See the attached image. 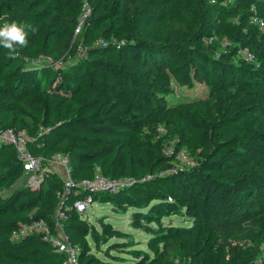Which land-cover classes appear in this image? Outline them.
I'll return each mask as SVG.
<instances>
[{"label":"trees","instance_id":"1","mask_svg":"<svg viewBox=\"0 0 264 264\" xmlns=\"http://www.w3.org/2000/svg\"><path fill=\"white\" fill-rule=\"evenodd\" d=\"M225 1L185 0L172 4L170 9L175 14H198V27L191 33L155 39L141 37L136 31L141 0H107L124 41L89 49L92 58L77 75L85 89L80 105L61 113L65 99L40 94L36 101L41 113L38 125L52 132L64 129L71 136L62 147L38 136L29 148L43 157L55 152L67 154L76 181L92 177L96 167L107 177L125 176L133 183L152 175L172 180L178 200L187 206L173 199L165 201V210L186 209L201 229L214 231L229 251L227 256L209 263L199 261L189 248L187 256L192 264H264V259L257 262L264 243V32L250 22L253 14L264 20V0H233L234 6L241 7L238 24L230 43L215 54L222 38L217 17L229 9ZM81 5L82 0H24L8 19L36 29L35 33L25 29L28 43L22 48L54 57L60 51L57 37L65 32V21L76 25ZM6 7L0 2V14ZM203 37L211 38L210 42ZM243 48L253 53L252 61L239 54ZM168 76L187 88L197 83L212 87L214 108L201 120H194L188 111L185 122L189 131L185 133L166 122ZM22 77L19 80L25 85L19 87V93L25 88L31 94L42 93L39 76L28 71ZM0 92L12 97L3 86ZM0 124L24 128L1 120ZM162 124L164 132L160 131ZM39 141L35 150L33 145ZM167 148L171 149L169 154L165 153ZM182 148L193 153L201 150L202 154L197 153L198 163L192 167L172 170L178 161L175 155ZM5 150L24 177L0 201V262L47 264L34 257L11 255L39 250L45 260H51L50 264H60L63 255L39 235L11 241L9 233L19 222L29 219L28 213L50 219L58 203L56 192L61 181L50 175L39 188L29 185L15 149L1 144L0 152ZM106 194L113 193L102 192L94 198L109 202L111 198ZM79 216L71 211L65 230L71 242L80 247L78 261L83 264L86 248L76 239H83L87 229L79 224ZM159 242L163 244L164 263L174 264L177 243L166 238Z\"/></svg>","mask_w":264,"mask_h":264},{"label":"rangeland","instance_id":"2","mask_svg":"<svg viewBox=\"0 0 264 264\" xmlns=\"http://www.w3.org/2000/svg\"><path fill=\"white\" fill-rule=\"evenodd\" d=\"M2 1L7 7L4 14H0L1 26L12 22L9 21V16L22 5L24 0H0ZM179 1L185 0H141L136 26L138 34L141 37L163 39L168 34L195 31L199 24L198 14L179 15L170 9L172 4ZM205 1L210 3L215 0ZM224 4L229 9L225 8L217 17L222 38L215 48V54L230 43L241 13V7L234 6L233 0H226ZM154 10L158 13L156 14ZM77 11L76 25L71 21H65V32L58 35L60 51L54 57L18 47V57L10 59L9 50L0 45V86L5 87L12 94L10 97L0 92V120L9 125L24 127L22 129L31 142H33L32 138L41 136L42 141L61 146L65 139L71 136V133L64 129H56L52 132L38 125L37 121L41 120V113L38 111L36 101L40 94L50 93L56 99H65L66 104L62 107L61 113L67 107L80 105L85 89L77 75L92 58L89 49L95 46H114L118 41L125 39L107 0H82V5ZM259 27L264 32V21ZM203 39L205 42L211 40L207 37ZM28 71L42 79V93L31 94L28 88L21 93L18 92L19 87L25 85V82L19 79H22L24 73ZM109 78L115 79L113 74H109ZM167 80L170 92L166 97V122L172 128L177 126L183 129L184 133L188 132L189 128L185 122L188 111L192 112L194 120H201L204 114L214 108L212 87L197 83L194 88H187L176 84L169 76ZM165 130L162 124L160 131ZM40 144L41 141L33 145L35 150ZM182 153L193 161L194 165L198 163L197 153L202 154L201 150L193 153L185 148L182 149ZM178 165L183 166L181 161ZM0 176V201H2L24 177L22 174L19 175L12 165L8 150L0 152ZM120 177L125 178V176ZM25 178L27 182L28 177ZM118 192L106 194L111 198L109 202L95 200L85 211V215L79 216V224L87 229L83 239H76L79 242L83 241L86 248L81 259L83 264H165L160 238L173 239L177 243L174 264H192L187 256L189 248L195 251L199 261L209 263H214L228 255V249L216 233L201 229L193 221L192 214L186 213V209L180 212L174 209L165 210V201L171 202L173 199L183 207L187 206L185 202L178 200L172 180H163L155 175L136 183L129 179L127 185ZM191 211L194 213V210ZM35 247L37 246H32ZM11 255L14 258L34 257L47 264L52 263L51 260H45L39 250L15 252ZM0 264L10 263L0 262Z\"/></svg>","mask_w":264,"mask_h":264},{"label":"built area","instance_id":"3","mask_svg":"<svg viewBox=\"0 0 264 264\" xmlns=\"http://www.w3.org/2000/svg\"><path fill=\"white\" fill-rule=\"evenodd\" d=\"M251 9L255 10L252 6ZM2 16L0 15V27H2ZM263 18L253 14L250 22L258 26L263 23ZM245 59L252 61L253 53L248 48L239 51ZM49 129V128H45ZM35 138H32L34 140ZM30 139L24 129L3 127L0 124V145H11L17 154V158L27 173V183L35 188H39L46 177L56 175L61 181V188L57 190L58 203L52 211L51 218L34 216L33 212L28 213L29 219L19 222L9 233L11 241H20L29 235H39L44 241L49 243L53 250L63 255L60 264H79L78 256L80 247L72 243L65 230V222L69 218L71 211L80 216L85 215V211L92 206L95 201L94 195L102 192L115 193L127 185L129 177H107L96 167L93 176L76 181L71 176L68 155L63 152H55L50 156L43 157L35 155L29 148ZM183 149V148H182ZM180 149L175 157L178 160L172 170H181L192 167L193 161L187 159ZM170 148L165 153L169 154ZM179 161L183 166L178 165ZM132 181V179H131ZM75 193H74V192ZM261 255L257 262L264 259V243L260 245Z\"/></svg>","mask_w":264,"mask_h":264},{"label":"clouds","instance_id":"4","mask_svg":"<svg viewBox=\"0 0 264 264\" xmlns=\"http://www.w3.org/2000/svg\"><path fill=\"white\" fill-rule=\"evenodd\" d=\"M28 29L35 33L36 29L31 25L25 23H6L0 27V45L5 49L9 50V58L15 59L18 57V47L27 46V32L25 29Z\"/></svg>","mask_w":264,"mask_h":264}]
</instances>
